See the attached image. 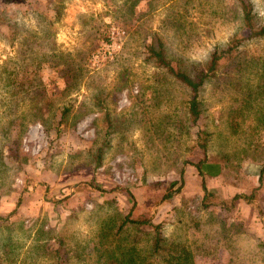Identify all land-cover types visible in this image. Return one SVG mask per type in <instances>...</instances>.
Wrapping results in <instances>:
<instances>
[{
	"label": "rangeland",
	"instance_id": "374dc122",
	"mask_svg": "<svg viewBox=\"0 0 264 264\" xmlns=\"http://www.w3.org/2000/svg\"><path fill=\"white\" fill-rule=\"evenodd\" d=\"M245 35L239 0H0V264H264V37L200 87L196 125L148 51L195 75Z\"/></svg>",
	"mask_w": 264,
	"mask_h": 264
},
{
	"label": "trees",
	"instance_id": "16d2710c",
	"mask_svg": "<svg viewBox=\"0 0 264 264\" xmlns=\"http://www.w3.org/2000/svg\"><path fill=\"white\" fill-rule=\"evenodd\" d=\"M5 2H13L15 0H4ZM244 16V26L246 29V35L245 36H236L233 41L225 48H222L220 50H216L213 52L211 59L207 61L204 65H201L200 68L197 70L195 75H191L190 73L182 70L181 68L175 66L172 64V61L167 58L164 48H163V42L160 38H158V44L157 46L150 44L149 46V53L150 57H153L157 60V62L164 67L168 68L170 72H172L178 79L182 80L186 85L191 87L193 97L190 102V109H191V117L193 124H197L202 113L201 109V100L199 98V91L200 87L207 81L208 78L214 76L216 72L219 69V66L221 65V62L223 60L228 59V55L231 53H234L236 51V48L239 47L245 40H251V39H258L264 37V21H259L256 17L255 13V6L252 0H239ZM239 116L234 115L233 121L235 120L234 126H239L238 121ZM199 135L201 133H204L203 130H199ZM15 141L13 142V144ZM202 147L206 148L207 144L202 143L200 144ZM101 150L99 151V158L101 157ZM206 155L205 158L201 161H199L196 166L200 170V173L203 174L202 166L206 161ZM11 159H18L19 155L17 151H13L12 155L10 156ZM184 171V169L182 170ZM183 173V172H182ZM264 177V166L260 173V182L263 181ZM175 182H172V185H174ZM203 190H204V196H203V205L205 207H209L211 205H214L216 202H210V199L216 198L215 192L209 190L207 187L205 181H203L202 184ZM259 186L254 189V192L251 194H236L234 199H240L244 198L248 202H251L254 198V195L258 191ZM170 195V194H169ZM168 195V196H169ZM167 197V195H166ZM135 223L137 225H143L147 224L152 226L154 231V242L152 244L153 253L160 255L161 251L163 250V242L165 238L162 235L161 231V225L155 224L150 218H144V219H138L131 217V212L126 217L125 223Z\"/></svg>",
	"mask_w": 264,
	"mask_h": 264
}]
</instances>
